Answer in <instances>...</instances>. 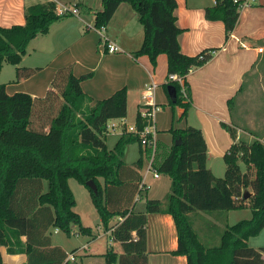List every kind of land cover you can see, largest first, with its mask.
<instances>
[{"label":"trees","instance_id":"trees-1","mask_svg":"<svg viewBox=\"0 0 264 264\" xmlns=\"http://www.w3.org/2000/svg\"><path fill=\"white\" fill-rule=\"evenodd\" d=\"M123 4L132 8L144 29L142 47L134 56H147L156 66L158 57L166 55L168 77L176 74L184 78L187 98L178 82H168L165 88L167 93L168 88L176 90V102L170 99V105L173 109L183 108L181 119L186 118L192 104L186 77L210 61L213 54L204 51L200 55L205 58L200 60V55L182 53L179 38L183 30L177 24L176 0H102L95 27H107ZM239 13L234 0H217L206 10V19L223 22L228 38ZM67 16H59L56 3L48 2L27 8L25 25L0 27V70L4 63L17 66L16 83L32 77L39 69L18 66L29 44L47 35ZM89 78L91 75L76 77L71 68H63L44 99L23 92L10 95L6 85H0V264H7L3 248L10 255H26L27 264L66 262L68 255L53 245L51 230L70 234L74 226L81 227V219L74 212L76 201L70 179L90 191L106 231L112 229L113 220L123 219L112 229L122 254L109 249L106 264H148L149 214L174 218L178 249L173 254L187 257L188 264H264V247L255 249L248 244L264 230V143L236 142L237 132L222 124L235 143L224 156L225 176L216 178L207 166V143L202 131L172 128L169 155L161 165L152 167L171 177V193L165 201L148 200L145 211L135 213V199L144 193L142 159L128 165L125 157L129 145H141L140 133L149 122L140 112L135 123L137 133L123 130L115 147L108 150L110 122L127 117V90L121 89L92 105L94 100L81 86ZM233 104L232 99L230 109ZM179 139L182 144L176 146ZM240 164L248 171L242 172ZM90 181L95 182L97 193L87 186ZM248 189H252V196L246 200L244 192ZM246 201L252 202L253 217L227 226L218 244L212 243V238L204 245L194 228L198 216L203 213L220 219L223 216L215 213H228ZM82 233L92 232L82 228Z\"/></svg>","mask_w":264,"mask_h":264},{"label":"crops","instance_id":"crops-1","mask_svg":"<svg viewBox=\"0 0 264 264\" xmlns=\"http://www.w3.org/2000/svg\"><path fill=\"white\" fill-rule=\"evenodd\" d=\"M48 2L77 6L79 16L69 14L55 23L47 35L39 36L29 44L27 53L29 47H32L37 59L32 64L24 63L33 68H23L39 70L32 77L17 83L13 94L27 92L34 98L44 99L52 89L58 71L71 68L76 77L91 75L81 86L83 92L94 100L92 105L126 89L128 112L124 121L127 123L129 117L133 116L135 125L137 115L144 111L143 92L150 84L156 83L153 102L156 106L155 128L160 131V116L164 115L168 117L164 132L171 135L172 120L177 110L170 105V97L165 88L168 83V58L160 55L154 66L147 56H134L142 47L144 29L132 8L126 4L121 5L106 27L109 39L120 49L116 53L108 52L96 31L86 29L88 25H95L96 15L102 10V0H0V27L9 29L25 25L26 9ZM176 3L177 24L183 30L179 38L182 53L196 57L207 50L216 52L210 61L193 69L186 77L192 97L191 109L185 118L186 127H193L190 125L192 118L197 122L207 143V166L213 173L211 165L214 161L224 159L235 143L222 124L237 132L236 142H244L243 136H247V144L255 141L264 143V102L261 103L262 121L258 129V118L255 119L254 115L257 111L252 103L255 99L251 94L256 80H264V51H260L264 50V0H252L248 7L240 11L238 23L228 38L223 22L206 19V10L215 6L214 1L176 0ZM245 97L250 104L242 113ZM232 99L234 104L230 109L229 101ZM171 144L173 139L170 145H165L171 148ZM149 166L140 170L142 177L148 176ZM198 217L202 219L203 216ZM116 225L112 222L110 228ZM112 229L105 230L103 235L93 236L83 249H75L71 255L62 246L53 245L67 253L68 258L64 264H78L77 257L106 264L105 254L109 249L118 255L122 254L120 243L112 237ZM105 238H110L113 246L111 243L100 244ZM207 238L212 239L210 235ZM177 249L178 231L174 218L168 214H149L148 264H188L187 257L173 254ZM71 256H74V260ZM2 257L7 264H15L16 259L21 264H27L26 255H10L6 248L2 249Z\"/></svg>","mask_w":264,"mask_h":264},{"label":"rangeland","instance_id":"rangeland-1","mask_svg":"<svg viewBox=\"0 0 264 264\" xmlns=\"http://www.w3.org/2000/svg\"><path fill=\"white\" fill-rule=\"evenodd\" d=\"M94 1V0H93ZM83 27V26H82ZM85 29V27H84ZM87 29V27H86ZM32 47H29V52L23 57L22 62L18 65L19 67H31L25 64H32L36 61L37 57L36 55L33 54ZM25 63V64H24ZM16 68L17 66L9 63H4L2 69L0 70V85H6L9 89L7 90L9 94H13L16 91ZM33 68V67H31ZM26 87V86H25ZM27 87H30V85ZM263 87V88H262ZM252 90V98L255 99L254 103L255 104V110L257 111L255 115V119L258 118L257 120V127L260 124V121H262V116H261V103L264 102L263 100V95H264V80H256L255 84H253ZM19 93V92H18ZM27 93V92H23ZM246 99L242 103V113L245 112L249 108V102ZM176 108V114L174 115L173 118V128L176 129H184L186 127L185 120L187 119H182L180 120L181 115V110L184 112V109L177 106ZM134 112V110H133ZM164 115L160 116V126L157 131V139H156V153L153 158L154 166H159L162 164V162L165 160V158L169 155L170 153V146L166 147L165 144L170 145L173 136L167 135V133L164 132V127H166V122L168 120V117ZM134 117L131 116L129 117V120L127 123L129 127L134 126ZM170 121V119H169ZM118 121H112L110 123V127L112 125H117ZM190 125L193 127L199 128L197 122L192 118L190 120ZM162 129V131H161ZM259 129V127H258ZM122 134L120 128H117L116 130L110 129L109 134H107L106 137V144L108 150H112L117 141L120 138V135ZM244 142L249 143V138L247 136H243ZM172 145V144H171ZM142 159V170L146 169L151 160H152V147H142L139 143H134L129 145L127 148V153L125 157V162L128 165H132L136 163L139 159ZM213 165H211L213 169V174L216 178H223L225 176L226 172V165L224 162V159L214 161ZM242 172H247V168L245 167L244 164H240ZM155 170V169H154ZM156 171V170H155ZM152 171L148 174V176L145 178V191L142 194V198L136 202L132 208V210L135 213L143 212L145 211L146 208V203L148 200H160V201H165L168 196L171 193V185H172V179L168 175L160 174L159 172ZM159 175L160 179H155V174ZM253 174L254 171H253ZM143 179V180H144ZM102 184H103V180ZM69 187L74 195L76 205L74 208V212H76L80 219H81V227L76 225L73 227L71 233H66L64 231L59 230L57 232V229H52L51 230V236H52V242L54 245L62 246L69 255L73 253L75 249H83V247L87 244V242L91 241L93 236H97L98 234H104V227L99 215V212L93 202L92 195L90 191L81 183H79L76 179H70L69 180ZM250 193H252V189H248ZM252 202L246 201L241 204V206L237 209H234L230 212H221V213H215V214H221L223 217L220 219H217L216 215L212 216V219L210 218V215L207 214H202V219H194V228L197 231L202 243L204 245H208V235H211L213 238L212 243H219L221 234L225 230L227 226H233L236 225L237 223L243 221V220H250L253 217V212L251 208ZM215 216V217H214ZM119 222V218L113 220V224H117ZM208 222H212L214 224H208ZM82 228L85 229H90L91 230V235L89 234H84L82 233ZM79 234V235H77ZM103 244H110V238H105V240H101ZM113 243H111L112 245ZM249 246L252 248H261L264 247V230L259 234L254 237H252L249 242ZM214 245V244H213ZM216 245V244H215ZM113 246V245H112ZM77 262L78 264H99L98 261L91 259L89 261L85 260L84 257H77ZM15 264H21V261L16 259Z\"/></svg>","mask_w":264,"mask_h":264},{"label":"built area","instance_id":"built-area-1","mask_svg":"<svg viewBox=\"0 0 264 264\" xmlns=\"http://www.w3.org/2000/svg\"><path fill=\"white\" fill-rule=\"evenodd\" d=\"M215 2V4L217 3V0H212ZM252 0H234L235 4H238V9L239 12L244 9L245 7H248L250 5V2ZM57 14L59 16H63V15H74V16H79V9L77 8V6H68V5H61L58 4L57 5ZM87 28L89 30H93L96 31L100 37L101 40L105 46V48L108 50L109 53H116L119 52L120 49L118 46H116L114 43L111 42V40L109 39L107 33H106V27H103L102 29H97L94 26L88 25ZM261 52H263V49H260ZM215 51H211V54H213V56L215 55ZM205 58L204 55H200L199 59L203 60ZM184 78L183 77H179L176 74H172L168 77V82H178L180 84V86L182 87L183 90V94L184 97L187 98V92H186V88L184 86L185 82H184ZM157 89V84L156 83H152L148 86V88L143 92L142 95V99L144 101V111H142V116L143 118H146L147 121L149 122V124L144 128V130L140 133V138H141V145L142 147L148 148V147H152L153 149V154H152V160L150 162V166L147 170V173H150L152 171H154L152 169L153 167V158L155 155V148H156V138H157V131L155 128V115H156V106L154 105V95H155V91ZM111 123V122H110ZM117 128H120L121 132H123V130L127 131L128 133H137V128L136 125L129 127L128 124L124 121V120H120L118 121L117 125H112L110 127L109 124V131L110 129L116 130ZM155 178H159V175L156 173ZM144 186V189H143ZM142 189L143 191H145V182L143 181L142 184ZM142 198V195H138L136 197V202H138L140 199ZM58 232V230H57ZM71 259L74 260V256H71Z\"/></svg>","mask_w":264,"mask_h":264},{"label":"water","instance_id":"water-1","mask_svg":"<svg viewBox=\"0 0 264 264\" xmlns=\"http://www.w3.org/2000/svg\"><path fill=\"white\" fill-rule=\"evenodd\" d=\"M168 94L170 99L175 103L176 102V90L174 88H168ZM182 144V141L179 139L176 142V146H180ZM87 186L94 192L97 193L98 192V188L95 184L94 181H90L87 183ZM252 196V194L249 191H245L244 192V199L248 200L250 199V197Z\"/></svg>","mask_w":264,"mask_h":264}]
</instances>
